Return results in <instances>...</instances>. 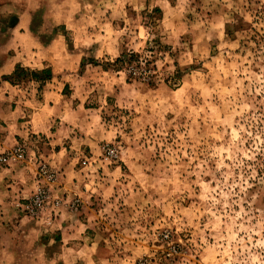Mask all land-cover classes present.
Segmentation results:
<instances>
[{
  "label": "rangeland",
  "instance_id": "rangeland-1",
  "mask_svg": "<svg viewBox=\"0 0 264 264\" xmlns=\"http://www.w3.org/2000/svg\"><path fill=\"white\" fill-rule=\"evenodd\" d=\"M17 147L0 264H264V0H0V157Z\"/></svg>",
  "mask_w": 264,
  "mask_h": 264
},
{
  "label": "built area",
  "instance_id": "built-area-1",
  "mask_svg": "<svg viewBox=\"0 0 264 264\" xmlns=\"http://www.w3.org/2000/svg\"><path fill=\"white\" fill-rule=\"evenodd\" d=\"M105 155L109 158L115 157L117 155L116 150L113 147L107 146L105 148ZM23 156V150L17 147L14 148L13 151L8 152L5 156L0 157V160L5 161L7 158H11L13 160L20 161L23 159ZM37 174L42 178V180H45L47 182L56 180V173L52 169L46 167L45 164L38 166ZM43 197L44 191L39 188L26 203L22 204V206L27 212L35 213L41 207Z\"/></svg>",
  "mask_w": 264,
  "mask_h": 264
},
{
  "label": "trees",
  "instance_id": "trees-1",
  "mask_svg": "<svg viewBox=\"0 0 264 264\" xmlns=\"http://www.w3.org/2000/svg\"><path fill=\"white\" fill-rule=\"evenodd\" d=\"M153 11H158V12H160V9L158 8V7H155V8H153ZM154 40V42L157 44V46H161V43L159 42V39H153ZM149 60H145V64H149ZM139 63H140V55L139 54H137V53H135V52H133V51H128V52H126V51H121L120 53H119V55L115 58V60H114V65L116 66V68H124L125 66H139ZM81 64H82V62H81ZM135 64V65H134ZM138 64V65H137ZM18 70V66L15 68V70H14V72H16ZM41 72H46L47 73V78H50V75H51V71L48 69H42L41 70ZM33 75V78H35V80H39V78H40V75L38 74V72H33L32 73ZM135 74V72L134 71H131L130 73H128L127 75H126V80H129V78H131L132 77V75H134ZM140 75H138V78H139V76H141L143 73L141 72V73H139ZM35 76V77H34ZM2 79L4 80V81H7V82H9V83H11V84H13L12 83V81H11V76L10 75H3L2 76ZM152 79H153V75H150V81H149V83L152 81ZM171 79H173V80H175V79H178V80H180L179 79V73H178V71H175L174 73H173V75H172V78ZM178 85V83H174V86H177Z\"/></svg>",
  "mask_w": 264,
  "mask_h": 264
}]
</instances>
